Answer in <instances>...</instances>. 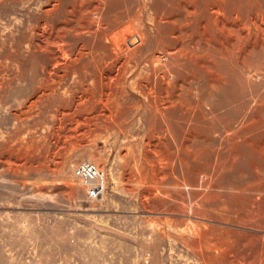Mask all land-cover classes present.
<instances>
[{"label": "rangeland", "instance_id": "rangeland-1", "mask_svg": "<svg viewBox=\"0 0 264 264\" xmlns=\"http://www.w3.org/2000/svg\"><path fill=\"white\" fill-rule=\"evenodd\" d=\"M37 2L0 0V264H184V242L176 237L184 223L175 221L184 194L187 202L202 191L208 201L262 211L264 0H219L214 48L203 53L213 55L214 75L208 61L205 70L184 73L186 87L204 105H192L187 88L184 105H162L164 122L140 105H118L124 118L133 117L126 135L135 150L156 152L153 176L170 173L180 181L168 179L167 193L158 190L165 198L146 206L123 189L130 159L117 126L91 137L83 126L54 125L51 114L61 105H20L37 80V52L26 48L29 28L39 20ZM200 15L198 8L184 15V33L207 40ZM83 159L106 175L105 192L96 199L85 196L72 174ZM194 178L209 182L194 187Z\"/></svg>", "mask_w": 264, "mask_h": 264}, {"label": "bare ground", "instance_id": "bare-ground-1", "mask_svg": "<svg viewBox=\"0 0 264 264\" xmlns=\"http://www.w3.org/2000/svg\"><path fill=\"white\" fill-rule=\"evenodd\" d=\"M218 3L38 0L39 20L26 37V48L37 52V80L32 86L30 83L20 105H61L51 114L54 125H72L75 130L83 126L84 133L91 137L101 136L109 125L117 126L126 139L124 154L130 159L123 170V189L143 206L156 198L164 199L159 193L168 191L164 183L172 176L166 174L167 170L163 173L162 167L160 174L166 177L153 176L151 164L156 152L147 156L135 150V143L126 135L133 117L124 118L118 105H140L163 121L162 105H184V88L192 105H204L203 98H194L193 89L186 87L190 81L184 79V73L194 66L205 70L208 61L209 72L214 75L215 59L203 53L206 46L214 48ZM194 8L201 11L199 28L208 25L207 40L185 36L184 15ZM162 130H167L165 124ZM172 180L180 183L176 177ZM208 182L194 178L191 184L200 188ZM196 195L200 199L187 202L184 194L179 211L173 208L180 214L175 221L184 223L179 227L176 221L174 225L179 227L176 237L184 242V264H264V208L249 213L230 204L208 201L202 191ZM227 223L239 228L228 227ZM232 232L238 236L233 237Z\"/></svg>", "mask_w": 264, "mask_h": 264}, {"label": "built area", "instance_id": "built-area-1", "mask_svg": "<svg viewBox=\"0 0 264 264\" xmlns=\"http://www.w3.org/2000/svg\"><path fill=\"white\" fill-rule=\"evenodd\" d=\"M75 180L84 187L85 196L96 199L106 188V175L101 167L90 159L80 160L72 165Z\"/></svg>", "mask_w": 264, "mask_h": 264}]
</instances>
